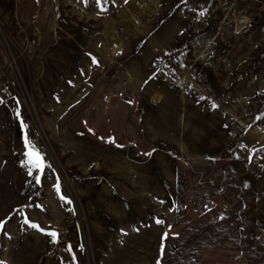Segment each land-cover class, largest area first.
I'll return each instance as SVG.
<instances>
[{
	"label": "rangeland",
	"instance_id": "obj_1",
	"mask_svg": "<svg viewBox=\"0 0 264 264\" xmlns=\"http://www.w3.org/2000/svg\"><path fill=\"white\" fill-rule=\"evenodd\" d=\"M0 73L2 264H264V0H0Z\"/></svg>",
	"mask_w": 264,
	"mask_h": 264
},
{
	"label": "snow or ice",
	"instance_id": "obj_2",
	"mask_svg": "<svg viewBox=\"0 0 264 264\" xmlns=\"http://www.w3.org/2000/svg\"><path fill=\"white\" fill-rule=\"evenodd\" d=\"M97 2L98 3H103L104 0H97ZM202 14L203 13H201V15ZM17 114L19 115V113H17ZM25 147L29 149V151L25 153V155L29 157V162L32 163L34 167H36L37 169H39V170L42 171L43 166H44L43 165V162H42V158L40 157L39 153L34 149V147L30 144V142L28 141L27 137H25ZM29 174H31V172ZM36 182L37 183L40 182V177L39 176L36 177ZM57 192H59V186L58 185H57ZM61 199H64V197L61 196ZM159 222L160 221H158V223ZM25 223H28V220L27 219L25 220ZM30 226L33 227V228H38L39 227L36 224H31ZM2 228H3V223L0 222V229H2ZM48 234L52 237L53 241L56 240L57 235H58L54 231L53 232H50ZM0 264H2V262H0Z\"/></svg>",
	"mask_w": 264,
	"mask_h": 264
},
{
	"label": "built area",
	"instance_id": "obj_3",
	"mask_svg": "<svg viewBox=\"0 0 264 264\" xmlns=\"http://www.w3.org/2000/svg\"><path fill=\"white\" fill-rule=\"evenodd\" d=\"M1 79L2 76L0 73V97H4L7 93V87L5 86V83Z\"/></svg>",
	"mask_w": 264,
	"mask_h": 264
}]
</instances>
